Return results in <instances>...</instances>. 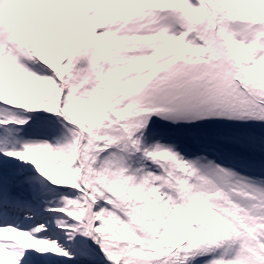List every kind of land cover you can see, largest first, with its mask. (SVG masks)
<instances>
[{"label": "snow or ice", "instance_id": "snow-or-ice-1", "mask_svg": "<svg viewBox=\"0 0 264 264\" xmlns=\"http://www.w3.org/2000/svg\"><path fill=\"white\" fill-rule=\"evenodd\" d=\"M0 264H264V0H0Z\"/></svg>", "mask_w": 264, "mask_h": 264}]
</instances>
